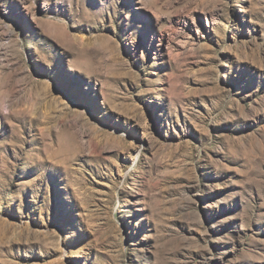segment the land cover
Wrapping results in <instances>:
<instances>
[{
    "label": "rangeland",
    "instance_id": "1",
    "mask_svg": "<svg viewBox=\"0 0 264 264\" xmlns=\"http://www.w3.org/2000/svg\"><path fill=\"white\" fill-rule=\"evenodd\" d=\"M0 264H264V0H0Z\"/></svg>",
    "mask_w": 264,
    "mask_h": 264
},
{
    "label": "bare ground",
    "instance_id": "2",
    "mask_svg": "<svg viewBox=\"0 0 264 264\" xmlns=\"http://www.w3.org/2000/svg\"><path fill=\"white\" fill-rule=\"evenodd\" d=\"M246 256H247L250 260H252V261H256V257H255V255H254L253 253H251V252H247V253H246Z\"/></svg>",
    "mask_w": 264,
    "mask_h": 264
}]
</instances>
